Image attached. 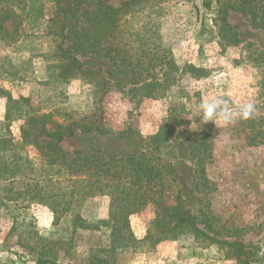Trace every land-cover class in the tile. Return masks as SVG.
<instances>
[{"label":"rangeland","instance_id":"rangeland-1","mask_svg":"<svg viewBox=\"0 0 264 264\" xmlns=\"http://www.w3.org/2000/svg\"><path fill=\"white\" fill-rule=\"evenodd\" d=\"M123 1L104 0L113 7ZM208 1L209 10L204 0H142L122 15L117 41L126 45L118 47L133 64L118 69V61L77 55L83 69L107 80L103 92L86 79L59 77L61 41L48 33L52 2L41 22L4 24L10 36L0 32V141L7 140L0 144V264H35L40 252L69 264L95 258L107 264H264V31L243 13L246 0ZM256 1L255 19L262 21L264 0ZM226 4L236 10L223 24L216 9ZM63 5L70 15L72 1ZM9 96L19 104L8 121ZM214 97L233 108L252 102L255 115L229 125L204 123L200 105ZM34 112L52 113L59 122L86 117L109 130L77 131L61 144L68 157L79 151L151 158L173 180L167 202L180 198L201 216L198 227L208 237L162 232L152 223V205L124 218L127 229L111 232L105 196L55 218L48 204L34 200L39 159L20 131ZM196 158L202 160L198 172ZM233 242L238 245L227 244Z\"/></svg>","mask_w":264,"mask_h":264},{"label":"trees","instance_id":"trees-1","mask_svg":"<svg viewBox=\"0 0 264 264\" xmlns=\"http://www.w3.org/2000/svg\"><path fill=\"white\" fill-rule=\"evenodd\" d=\"M71 1L72 11L68 15L63 0H0V32L4 37L10 36L4 27L10 19L41 22L47 16L46 3L52 2L54 7L48 18V33L61 41L59 58L62 61L59 77L86 79L95 86L100 84L98 92H103L107 80L96 71L83 69L77 55L91 54L108 58L112 63L118 61L121 63L118 69L123 67V63L126 66L133 64L127 58V52L118 47L126 45L117 41L122 35L119 21L122 15L129 13L142 0H126L118 7L110 6L104 0ZM258 3L256 0H246V7L250 10L242 11L250 14L252 23L264 31V17L262 21L255 19L257 14L253 8ZM204 6L207 10L211 8L208 0H204ZM220 8L216 9V17L220 16L221 23L225 24L226 13L229 10H236V7L226 4L224 10ZM69 20L72 22L68 23ZM64 44L66 45L63 47ZM95 77L100 81L95 82ZM117 77L119 76H115ZM143 78L146 80V77ZM135 79L140 78H131L134 81ZM18 104L19 100L8 97L5 120L9 121L13 107ZM20 131L25 142L34 147V153L39 159V166H34V200L38 204H48L55 218H59L61 211L72 212L80 201L105 196L109 199L111 232H122L124 227L127 229L128 225L124 218L147 205H152L154 207L152 223L162 232L175 237L180 232L208 237L207 233L198 227L201 216L184 208L180 198H176L174 204L167 202L166 196L171 192L169 187L173 180L163 176L160 166L151 158L134 153L105 158L99 152L83 155L79 151H74L71 157L66 155L61 144L72 138L77 131L84 134L109 133L108 129L95 120L84 117L70 122H59L54 120L52 113L37 115L34 112V116H26ZM0 144L3 148L7 140H1ZM201 163V158H196L195 172ZM45 182L50 184L53 190H47ZM75 219L79 220L80 216L75 215ZM227 244L238 245L237 242ZM107 263L106 259L95 258L92 264ZM35 264L69 263L57 262L42 256L40 252L35 258Z\"/></svg>","mask_w":264,"mask_h":264},{"label":"clouds","instance_id":"clouds-1","mask_svg":"<svg viewBox=\"0 0 264 264\" xmlns=\"http://www.w3.org/2000/svg\"><path fill=\"white\" fill-rule=\"evenodd\" d=\"M200 110L203 114L202 119L204 123L211 121L215 124L216 122H220L223 125H229L234 123L237 119H252L255 115L256 108L252 102L237 104L235 108H233L224 98L214 97L202 102Z\"/></svg>","mask_w":264,"mask_h":264}]
</instances>
